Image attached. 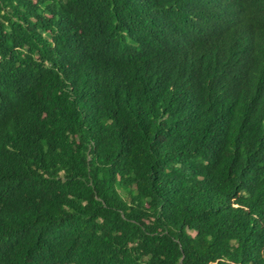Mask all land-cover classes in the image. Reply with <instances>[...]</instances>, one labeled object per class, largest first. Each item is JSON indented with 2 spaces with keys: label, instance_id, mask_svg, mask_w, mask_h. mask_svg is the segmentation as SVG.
<instances>
[{
  "label": "trees",
  "instance_id": "16d2710c",
  "mask_svg": "<svg viewBox=\"0 0 264 264\" xmlns=\"http://www.w3.org/2000/svg\"><path fill=\"white\" fill-rule=\"evenodd\" d=\"M0 264H264V0H0Z\"/></svg>",
  "mask_w": 264,
  "mask_h": 264
}]
</instances>
